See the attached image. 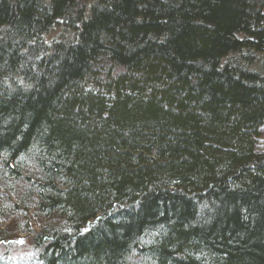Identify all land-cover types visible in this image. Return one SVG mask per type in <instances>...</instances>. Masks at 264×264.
<instances>
[{
	"label": "trees",
	"instance_id": "1",
	"mask_svg": "<svg viewBox=\"0 0 264 264\" xmlns=\"http://www.w3.org/2000/svg\"><path fill=\"white\" fill-rule=\"evenodd\" d=\"M264 0H0V264H264Z\"/></svg>",
	"mask_w": 264,
	"mask_h": 264
},
{
	"label": "rangeland",
	"instance_id": "2",
	"mask_svg": "<svg viewBox=\"0 0 264 264\" xmlns=\"http://www.w3.org/2000/svg\"><path fill=\"white\" fill-rule=\"evenodd\" d=\"M260 149L264 150V125L261 128Z\"/></svg>",
	"mask_w": 264,
	"mask_h": 264
}]
</instances>
